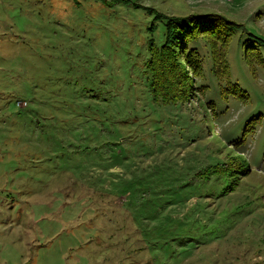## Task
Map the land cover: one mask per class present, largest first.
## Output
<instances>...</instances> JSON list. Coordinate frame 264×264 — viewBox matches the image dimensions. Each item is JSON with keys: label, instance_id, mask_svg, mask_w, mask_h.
<instances>
[{"label": "rangeland", "instance_id": "obj_1", "mask_svg": "<svg viewBox=\"0 0 264 264\" xmlns=\"http://www.w3.org/2000/svg\"><path fill=\"white\" fill-rule=\"evenodd\" d=\"M157 13L239 25L233 85L201 37L155 101ZM0 264H264V0H0Z\"/></svg>", "mask_w": 264, "mask_h": 264}, {"label": "trees", "instance_id": "obj_2", "mask_svg": "<svg viewBox=\"0 0 264 264\" xmlns=\"http://www.w3.org/2000/svg\"><path fill=\"white\" fill-rule=\"evenodd\" d=\"M154 12L153 9H151ZM157 18L166 20V41L159 48L150 44V59L146 68L151 75L150 90L153 99L163 104L186 103L195 90L194 78L202 77L203 64L199 51L190 48V44L201 37L206 38L211 49L214 72L221 81L230 83V66L227 49L237 28L236 23L218 15H191L185 18L166 17L157 13ZM194 88V89H193ZM207 87L196 86L203 90ZM235 90L227 94L245 96L234 84ZM220 167L205 170L201 174L206 183L211 184L212 177L222 176ZM224 174V173H223Z\"/></svg>", "mask_w": 264, "mask_h": 264}]
</instances>
